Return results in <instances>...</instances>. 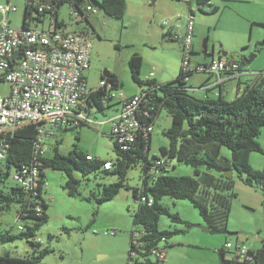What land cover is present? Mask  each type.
Listing matches in <instances>:
<instances>
[{
    "label": "rangeland",
    "instance_id": "obj_1",
    "mask_svg": "<svg viewBox=\"0 0 264 264\" xmlns=\"http://www.w3.org/2000/svg\"><path fill=\"white\" fill-rule=\"evenodd\" d=\"M10 1L18 11L10 16V24L20 27L22 24L25 0ZM218 11L211 12L209 7L199 10L192 3L193 49L191 65L200 61L223 59L229 62L243 63L246 75L254 76L264 73V0H211ZM190 11L183 0H126L123 20L107 16L97 8L96 14L87 15V22L72 15L71 6L63 4L59 9V20L67 24V29L82 30L91 40L90 68L84 73L87 88L98 87L104 71L116 75L121 87L114 90L117 96L139 92L140 88L132 80L128 60L133 53L142 57L140 78L156 76L161 82L177 78L181 67V42L171 40L163 34L167 30L183 32L186 18ZM2 16L0 15V21ZM49 17L39 27L47 28ZM167 26H163V23ZM205 44L206 52L202 45ZM225 53V55H224ZM251 59V60H250ZM151 73L153 74L151 76ZM208 75L194 72L188 77L187 86L199 85ZM245 76V77H248ZM245 82V81H244ZM237 81L226 83L230 94L235 93ZM9 92L6 83L0 84V95ZM193 95V90H190ZM194 96V95H193ZM226 98H230L225 94ZM116 97L111 101L116 104ZM116 105L103 112L90 109L89 117L95 123L83 125L77 129L60 131L44 148L46 155L52 154V145L59 140L58 151L68 154L73 146L78 150L102 161H112L116 155L113 151V139L110 135V123L107 119ZM171 125V117L161 109L154 119L151 132L149 156L159 155V149L168 144L163 131ZM257 157L264 154L251 153ZM221 155L230 157V151L223 147ZM256 170H260L263 165ZM167 173L176 176H193V168L176 160H169ZM73 176L79 181L77 197L69 196L64 189L66 175L60 171L45 169L46 185L43 197L49 204L48 221L36 233L35 239L49 253L39 264H127L130 248V235L134 228L132 214L137 202L132 196V188L139 187L140 165L137 164L127 173L126 183L130 188H123L109 201L97 204L91 193L99 184H110L117 180L114 175L91 173L86 176L75 170ZM232 209L228 221L230 233H212L205 231L206 226L198 211L187 200H175L163 197L162 204L171 213H177L183 220L191 223H173L165 215L160 216V230L178 229L167 239L166 257L159 264H219L218 249L229 242L244 243L248 248L261 246L264 239V195L260 189L244 185L234 176ZM15 184L12 173L7 176L4 185L9 190ZM238 185L244 189L242 191ZM18 204L0 212V230L19 234L20 226L31 224L17 218ZM232 250H227L226 259L232 257ZM12 257L34 256L32 246L23 238L0 242V255ZM155 261L156 256L150 255ZM129 264H133L132 261Z\"/></svg>",
    "mask_w": 264,
    "mask_h": 264
},
{
    "label": "trees",
    "instance_id": "obj_2",
    "mask_svg": "<svg viewBox=\"0 0 264 264\" xmlns=\"http://www.w3.org/2000/svg\"><path fill=\"white\" fill-rule=\"evenodd\" d=\"M184 2L190 12H192V3H195L199 10L209 7L213 13L218 11L211 0ZM65 3L75 7L79 12L83 5L90 3L103 10L107 16L121 21L126 9V0H63L57 7ZM35 14L37 16H34ZM45 16L44 13H39L36 8L29 7L25 3L21 26L28 27L32 22L41 21L40 18ZM86 16L83 15V19L87 22ZM52 18L56 26L66 25L63 20H59L57 12L53 13ZM163 35L171 40H177L171 36L169 30ZM237 64L242 71L243 63ZM128 66L132 80L140 91L146 93L142 107L150 108L151 117L145 123L153 125L161 109H165L170 115L171 125L163 131L168 144L160 147L159 155L149 156L151 132L146 136L140 132L127 150L120 149L110 133L116 157L110 161L112 168L106 170L103 168V163L106 161L94 157L92 160L87 159L88 154L78 150L76 145L66 155L59 153V140H56L52 145L51 155L48 156L44 152L38 157L41 187L38 194L33 196L16 183L9 190L1 187L7 176L23 166L31 165L34 161L36 125L27 124L19 128L9 139L5 160L0 162V212L8 210L12 203H16L19 206L17 218L31 221V224H25L17 235L0 230V242L23 238L32 246L35 255L12 257L3 254L0 255V264H39L40 260L49 253V249L42 248L41 242L35 239L37 230L48 221L49 204L43 197L46 185L45 169L48 168L66 175L64 189L72 197L80 195L79 181L73 176L75 170L84 176L91 173L116 176L115 182L99 184L98 189L91 193V197L99 205L112 200L121 189L130 188L126 183L127 173L135 165H140L141 184L132 188V196L137 202V208L132 214V223L136 228L130 235L127 264L130 261L133 264H159L164 261L157 257L153 261L149 257L154 255L153 251L158 248L162 238L166 249L167 239L182 231L160 230L158 227L160 216H167L173 223L192 226L177 213H171L162 204L163 197L187 200L198 211L210 232L226 234L230 233L228 221L232 201L237 196L234 192V176H237L244 185L260 189L264 195V165L260 170H256L249 161L253 152L264 154L258 141L261 128L264 127V73L258 74L253 84L245 85L242 89L238 84L237 96L227 100L221 94L203 98L191 95L187 81L194 72L184 73L181 67L176 79L160 83L154 78H140L142 57L138 53L130 56ZM109 74V77H105L104 74L101 77V80L110 84L108 89L97 87L86 95L87 112L90 108L103 112L104 109L115 105L111 102L110 92L119 89L121 84L115 74ZM83 125L87 124L80 123L60 129L58 132L77 129ZM223 147L230 151L229 158L221 155ZM169 160H176L178 163L192 167L194 175L168 174ZM158 161H162V164L158 165ZM153 170L157 173H151ZM228 170L232 171L231 177L226 175ZM141 197H145L146 201H141ZM148 199L152 200L150 204L147 203ZM136 231L140 232V236L135 241L133 235ZM226 252L225 247L218 249L219 264H264V241L259 248L249 251L251 260L244 263L233 261V257L226 259Z\"/></svg>",
    "mask_w": 264,
    "mask_h": 264
},
{
    "label": "built area",
    "instance_id": "obj_3",
    "mask_svg": "<svg viewBox=\"0 0 264 264\" xmlns=\"http://www.w3.org/2000/svg\"><path fill=\"white\" fill-rule=\"evenodd\" d=\"M62 1L25 0L29 7H34L39 13L46 15L40 18L41 21H34L28 27L10 24L9 17L18 8L10 1L0 3V84L6 83L9 86V92L0 95V162L7 156L9 139L13 134L24 125H36L34 161L12 173L14 182L33 196L38 194L41 187L38 157L44 154L46 144L56 137L60 129L80 123H95L86 111L85 98L97 88H87L84 76L90 68L91 40L84 31L67 30V24L56 26L52 15L57 12L59 16L60 6H57ZM71 9L72 15L80 21L83 15L97 13V8L90 3L83 5L80 12L75 7ZM47 16V28L39 27ZM193 19L192 9L184 25H178L184 29L181 34L170 30L171 36L181 42V69L184 73L200 72L213 77L214 81L207 86L208 89L220 86L234 78L236 71H240L238 64L212 59L208 63L191 65ZM167 25L166 22L163 23V26ZM16 51L19 54L14 56ZM100 87L108 89L110 84L101 80L98 85ZM145 96L146 93L142 91L132 96L122 93L116 96L113 91L110 92L111 100L116 97L118 108L107 121L110 123V133L114 141L122 150L129 149L140 132L146 136L153 130L152 124L145 123L151 117L150 108L142 107ZM86 158L93 159L90 155ZM157 164H162V161ZM103 168L111 169L110 161L104 162ZM151 173L156 174L157 171L153 170ZM141 201H146L145 197H141ZM151 202V199L147 200L148 204ZM19 229L22 230V226ZM139 236L140 232L136 231L134 240ZM163 245L164 238L153 251L159 260H165L166 257ZM225 248L232 250L233 261L237 263L251 260L250 249L244 243L236 242L233 246L226 242Z\"/></svg>",
    "mask_w": 264,
    "mask_h": 264
},
{
    "label": "crops",
    "instance_id": "obj_4",
    "mask_svg": "<svg viewBox=\"0 0 264 264\" xmlns=\"http://www.w3.org/2000/svg\"><path fill=\"white\" fill-rule=\"evenodd\" d=\"M1 3V2H0ZM24 12V11H23ZM9 21H10V17H9ZM69 30V29H67ZM69 31H82V30H75V29H71ZM194 54V49H193V52H192V55ZM209 61H198L196 62L195 64L197 63H208ZM242 71H236L234 74H235V77L234 78H231L229 80H227L225 83H223L222 85L220 86H216L214 88H210L208 89L207 86L210 85L213 81H214V78L211 77L210 75H208L204 80H202V82L196 86H190V90H193V95L195 97H198V98H203V97H206V96H209V97H216L218 96L219 94H221L225 99L227 100H232L234 99L236 96H237V88H238V84L240 86V89H242L245 85H251L254 83L255 79L257 78L256 76L258 75H254V76H248L245 74V72H247L248 70H243V68H241ZM245 76H248V77H245ZM151 78H154L156 79L158 82L160 83H163L161 82V78H156V76H152ZM230 80H235L237 81V84H236V87H235V93L232 95L230 94V91L229 89H227V86H226V83ZM245 81V82H244ZM138 92H135L133 94H128L126 96H132L134 94H137ZM225 94L227 96H229L230 98H226L225 97ZM115 108L113 109V113L111 114V116L116 112L117 108H118V104L116 102L115 104ZM258 141L261 145V147L263 148L264 150V127L261 128V132H260V135H259V138H258ZM262 158V157H261ZM260 157H257L256 155H252L250 154V157H249V161H250V164L251 166L254 168V169H258L260 166L259 165H264V157L263 159H261ZM263 167V166H262ZM238 188L241 189L242 191H244V189H242V187H240L238 185ZM264 241L261 240V242ZM250 250H256L252 247H249Z\"/></svg>",
    "mask_w": 264,
    "mask_h": 264
},
{
    "label": "water",
    "instance_id": "obj_5",
    "mask_svg": "<svg viewBox=\"0 0 264 264\" xmlns=\"http://www.w3.org/2000/svg\"><path fill=\"white\" fill-rule=\"evenodd\" d=\"M202 47H203L204 50H206V46H205V44H203ZM18 54H19V51H16V52L14 53V56H15V55H18ZM224 55H225V53H224ZM250 60H251V59H250ZM103 74L105 75V77H109V76H110V74H109L107 71H104ZM226 175H227V177H231V176H232V171H231V170H228V171L226 172ZM201 228H203V230H205V231H209V228H208L207 226H201Z\"/></svg>",
    "mask_w": 264,
    "mask_h": 264
}]
</instances>
